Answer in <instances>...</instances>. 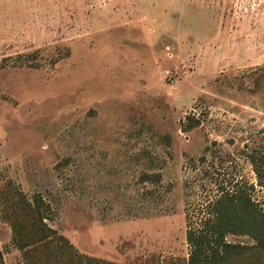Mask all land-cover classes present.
<instances>
[{
  "label": "rangeland",
  "instance_id": "374dc122",
  "mask_svg": "<svg viewBox=\"0 0 264 264\" xmlns=\"http://www.w3.org/2000/svg\"><path fill=\"white\" fill-rule=\"evenodd\" d=\"M251 155L264 169V0H0V187L41 194L79 252L187 264L222 188L264 209ZM10 240L0 216L24 264Z\"/></svg>",
  "mask_w": 264,
  "mask_h": 264
},
{
  "label": "trees",
  "instance_id": "16d2710c",
  "mask_svg": "<svg viewBox=\"0 0 264 264\" xmlns=\"http://www.w3.org/2000/svg\"><path fill=\"white\" fill-rule=\"evenodd\" d=\"M251 161L260 180L264 169L253 155ZM142 177L156 181L159 175L144 173ZM50 212V204L41 194L29 197L11 181L0 187V216L9 225L11 244L21 251L24 264H113L79 252L48 224ZM228 234L248 235L253 243H230L225 239ZM186 239L192 246L187 264H264V209L247 188H222L210 204L202 229L187 231ZM0 264H4L1 253Z\"/></svg>",
  "mask_w": 264,
  "mask_h": 264
}]
</instances>
